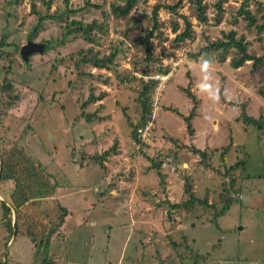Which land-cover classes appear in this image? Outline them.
I'll return each instance as SVG.
<instances>
[{
    "label": "rangeland",
    "instance_id": "rangeland-1",
    "mask_svg": "<svg viewBox=\"0 0 264 264\" xmlns=\"http://www.w3.org/2000/svg\"><path fill=\"white\" fill-rule=\"evenodd\" d=\"M49 1L47 7L43 0H0V49L12 57L10 63L8 57H0V82L9 80L10 96L16 97L9 102L10 98L0 92V157L1 150L15 144L54 181L53 197L69 211L62 226L67 237L54 235L49 245L55 258L63 262L65 251L69 264H264V132L239 118L242 106L246 115L264 120V97L258 92L264 90V66L251 73L250 63H244L236 81L230 66L219 64L220 57L226 61L236 55L235 50L223 52L207 47L232 30L235 37L245 41L248 53H264V30L258 33L237 13L242 0H222L221 12L215 6L216 0H202L205 20L199 21L190 0H182L174 12L160 8L159 25L147 42L150 68L142 76L139 70L145 66L144 44L140 41L151 28L152 7L176 0H138L122 18L113 17L109 6L121 5L123 0H87L97 7L84 8L86 0H66V6L64 0ZM65 7L75 12L65 14L60 21L43 20L36 36L30 38L51 41L53 48L34 53L27 63L22 61L19 47L29 40V30L38 14L62 13ZM244 9L252 14L255 24L263 22L264 0H249ZM180 15L191 23V37L174 43L175 34L183 29ZM70 19L82 23L94 20L101 30L93 28L92 43L71 35L64 39L62 25ZM173 24H177L175 31ZM88 48L97 57L117 50L112 64L118 79L112 68L97 69L88 64L79 69L88 74H78L72 65L80 55L76 51ZM60 56V65L50 69L52 59ZM207 60L218 61L219 65H210L213 70L206 73L201 64ZM162 67H167L165 73L170 72V76L157 103L160 109L154 112L151 144L138 149L140 145L135 146L130 138L128 122L138 121L140 105L136 97L142 81L153 80L147 76L161 73ZM187 73L199 78L211 76V81H206L210 82L207 91L203 90L206 97L197 94L204 104L196 107L190 125L192 134L194 128L197 131V148L205 147V142L222 146L212 156L193 158L188 152L189 134L180 116L186 115L192 105L180 89L187 84ZM101 90L112 91L106 96L109 99L88 105L89 112L95 111L88 121L85 117L77 120L83 98L89 91L96 94ZM222 96L229 101L223 102ZM97 104L102 105L100 109ZM229 139L236 146L227 147ZM114 141L121 149L104 158L103 175L92 161L80 162L79 152L102 153ZM172 141L185 150L175 148ZM157 148L169 153L178 166L173 173L161 168L159 173L172 184L171 200L181 203L179 208L171 209L166 204L165 185L158 183L156 171L149 169L147 157L153 158ZM238 150L245 155L242 177L229 190L228 177L222 172L236 160ZM181 160H189L184 169ZM202 162L210 165L208 170ZM5 182L0 183V200L9 203L13 183ZM105 187L110 188L99 199ZM188 187L189 195L183 192ZM126 190L122 200L112 198L116 191ZM190 196L205 200V204L190 201L182 205ZM226 196L232 197L231 205L212 223V207H220ZM145 233L146 238L142 236ZM31 252L29 240L13 234L7 237L0 226L1 264H28Z\"/></svg>",
    "mask_w": 264,
    "mask_h": 264
},
{
    "label": "trees",
    "instance_id": "trees-1",
    "mask_svg": "<svg viewBox=\"0 0 264 264\" xmlns=\"http://www.w3.org/2000/svg\"><path fill=\"white\" fill-rule=\"evenodd\" d=\"M138 0H123V4L119 5L116 3H112L109 8L110 12L113 14V17L115 18H122L126 16L133 8V6L136 4ZM182 0H176L172 4H165L160 5L159 3L153 5L151 10V28L146 31V33L143 35L141 39V44H144L143 49V55L144 57L142 60L145 62L144 69L139 70L142 75H145L148 73L147 68L149 67V62L151 61V56L149 53V49L147 47V42L149 38L151 37L152 30L156 29L158 27V15L157 12L160 8L168 9L171 12H174L176 8L180 5ZM193 3V6L195 7V18L197 21L199 20H205V17L202 15L203 10V3L202 0H190ZM249 0H242L240 7L238 8L237 13L241 14L243 18L246 20V25L251 26L254 25L257 32H261L264 30V20L260 24H255V19L252 16V14L244 9V7L247 5ZM44 4L48 7L49 0L44 1ZM222 0H216L215 6L217 7V10L221 12V4ZM67 1L64 0V5L66 6ZM86 6H95L92 3H89V1H85L82 8ZM31 10L33 12H36L34 9V6L31 5ZM74 9H69L68 7H65V9L60 12L54 11L50 14L44 13L42 15L38 14L36 23L32 26V28L29 30V40L30 38L36 36L38 27L41 25L43 20L49 19L52 21H60L63 20V16L65 14H71L74 13ZM143 16V15H141ZM180 17L183 20V29L176 33L173 42L177 43L184 39H189L191 37V23L186 19L184 15H180ZM63 29L64 31L61 33V37L66 39L68 36L72 37H78L82 38L83 40L87 42H93L95 36L91 33L93 28H96L97 30H101V28L95 26V21L92 20L90 23H82L81 21L76 20H64L63 23ZM177 28V24H173L172 31H175ZM222 40H217L215 42L209 43L207 47L210 49H213L215 51H226L228 49H234L236 52V55L234 57H231L229 59V64L233 68H237L239 66H242L245 61H249L250 63V69L249 71L251 73L257 71V69L264 66V53L261 55H253L246 51L245 47V41L242 39V37H235L234 31L230 30L227 33H223ZM58 42V41H57ZM62 42V41H61ZM1 43V41H0ZM43 44V53L50 48H53V42L51 41H42L40 42ZM205 50V49H204ZM80 54L76 60H73L72 65L73 68L77 70L78 74H88V73H82L81 70H79L84 65H90L91 67L97 68V69H108L114 68V65L112 64V61L114 57L116 56L117 50H112L111 53H109L107 56H100L97 57L96 54L92 51L91 48L85 49V50H78L76 51ZM92 53V54H91ZM75 54V55H76ZM6 56L8 57L9 63L12 61L11 54L9 52H5L0 49V57ZM72 58V55H70ZM223 56L220 57V60H222ZM63 60V57L53 58L52 62L50 63V69L57 68L58 65H60V62ZM24 63V62H23ZM27 63V62H26ZM167 70V67H162L160 69L161 73H165ZM9 71L8 67L6 68L5 72L7 73ZM114 72V69H113ZM91 74V73H90ZM149 75V74H148ZM89 76V75H88ZM92 76V75H91ZM115 79L117 75L114 72ZM114 80V79H113ZM103 82H106L105 79L102 80ZM111 82V79L108 80V82ZM156 84V80H148V81H142L140 91L137 94L136 101L140 105V115L138 118V121L136 124L131 123L130 121L128 124L131 127L130 132V138L135 142L136 145H140L138 149H140L142 146H146V144H143L139 139L136 137V127L141 126L146 121L148 114L150 112V93L154 90ZM112 88V86H111ZM180 89L184 90L186 95L191 100V107L186 115H180L182 118V121L185 123V130L190 135L192 133L190 120L192 117L196 114L195 108L197 104V100L195 97L188 91L187 87ZM0 92L5 94L9 99V102L14 101L16 98L15 96H10L12 92L11 83L9 80L2 79L0 82ZM259 93H261L264 97V90H258ZM112 91L107 92L105 90H101L100 92L94 94L92 91L88 92V95L83 98L82 102H80V113L77 115L76 119H80L85 117L84 119L86 121L89 120V117L95 113V111L89 112L88 105L93 104L94 102L98 100H105V97L108 95H111ZM152 94V93H151ZM109 99L106 97V100ZM8 106L11 104H7ZM97 108L100 109L102 106L101 104L96 105ZM126 116V115H125ZM239 118L241 122L244 124H251L253 125L256 130H261V132H264V120L262 117L253 118L249 115H246V111H244L243 107L241 106ZM116 141L112 145H110L109 149L104 150L102 153H96L94 154H88L85 155L83 152H79L80 154V162H83L84 160H90L97 166L99 171L104 172V164L103 160L104 158L111 152L116 151V149H121L119 146L116 147ZM175 148H180V146L177 145V143H174L172 141ZM231 145V142L229 140V143L226 145L227 147ZM226 146L223 148V150L226 151ZM236 146V145H235ZM174 148V149H175ZM205 150L207 148H204L202 151L199 149L189 146V151H191L193 154H198L200 157L205 156ZM237 152L242 155L239 156V154H236L235 158L236 160L229 165L227 168L224 169L222 174L226 177H228V188L231 189L232 184L236 182L238 178H241V166L243 165L244 161V153ZM155 154L153 155V158L147 157L150 161L149 169H154L158 176V183L164 184L163 176L161 173H159L160 168V162H162V157L164 155H169V153H161L159 149L154 150ZM207 152V151H206ZM213 152L212 150H208L207 153ZM1 157H0V183L1 182H12L13 187L9 191V203H7L4 199L0 200V226L6 231L7 237H10L11 234H13L14 237L23 236L32 245V252L30 254V262L28 264H69V259L66 256V252L63 251L64 258L63 262L61 258H55L54 252L50 250V243L52 241V237L55 235L61 236V233L63 231V223L65 221L66 216L68 215L69 211L60 204L57 199L53 197L56 185L54 181L50 180V177H47L41 170L40 166L37 163H34L30 157L27 156V154L23 151L22 148L17 147L15 144L10 145L8 148H5L1 150ZM223 154V152H221ZM220 153V156H222ZM174 155V153H172ZM238 155V156H237ZM171 156V155H170ZM172 157V156H171ZM173 159V158H172ZM103 161V162H102ZM174 163V162H173ZM203 168L209 169L210 166L208 163L202 162ZM151 167V168H150ZM182 169V168H181ZM163 170V169H162ZM177 170V168L175 169ZM174 170V171H175ZM173 171V172H174ZM168 173H173L170 171H167ZM218 173V171H216ZM215 172V173H216ZM165 178V177H164ZM102 181V179L100 178ZM184 186H186V183H184ZM110 187H105L99 194V199L102 196V194H106L108 192ZM191 187H188V189H184V193L190 194ZM240 190V189H239ZM126 191H116L115 195L112 197L113 199L122 200L125 194H127ZM230 192V191H229ZM121 197V198H120ZM232 197L226 196V198L222 201V204L220 207H212L213 210L211 212V222L214 221L219 215L223 214L231 205L232 203ZM199 202L201 204H205V200L198 199L190 196L188 198L187 202H184L182 205H186L188 202ZM171 209H176L181 207V203L179 202H173L168 203ZM213 223V222H212ZM215 224V223H214ZM216 225V224H215ZM67 237L65 233H62V237ZM9 242L8 240L6 243ZM58 259V261H57ZM61 260V261H59ZM85 263V262H83ZM1 264V263H0ZM3 264V263H2ZM5 264V263H4Z\"/></svg>",
    "mask_w": 264,
    "mask_h": 264
},
{
    "label": "crops",
    "instance_id": "crops-1",
    "mask_svg": "<svg viewBox=\"0 0 264 264\" xmlns=\"http://www.w3.org/2000/svg\"><path fill=\"white\" fill-rule=\"evenodd\" d=\"M225 59V58H224ZM221 60L220 62H219V64H220V66L221 65H228V66H230V64H229V59H227L226 61L225 60ZM207 61H209L210 63H209V65L206 67L205 66V63H202L201 64V66H202V68L203 69H206V73L208 72V71H211V70H213V67H210V65H213V66H217V65H219L218 64V61H215V60H207ZM247 62H249V61H245L244 63H247ZM244 65H242V66H239V67H237V68H233V67H231L230 66V68L232 69V73L234 74V79H236V81L238 80L237 78H236V76H237V72H239L240 70H241V68L243 67ZM219 71V70H218ZM220 72V71H219ZM222 73V72H221ZM187 75H189V73L187 74ZM186 75V76H187ZM190 77L188 78L187 77V84L185 85V86H180V87H182V88H185V87H187V89H188V91L195 97V99L197 100V104H196V107H197V109H199V107H200V105L201 104H204L203 103V100H202V102H200L199 101V99H198V97H197V94H198V92H200V93H202L203 94V96H205L206 97V93H205V91H203V90H206V88L210 85V82L209 83H207L206 81H211V76L210 75H208V76H205V75H202L201 76V78H199V77H193L192 75H189ZM195 81V82H194ZM165 82V81H164ZM164 82H163V86H162V89H161V91L163 90V88H164V86L166 85V83L164 84ZM246 84H243V86H245ZM175 86V85H174ZM191 86H193V88L191 87ZM220 87V86H219ZM175 88H176V86H175ZM192 89H195L194 91H195V93L192 91ZM207 91V90H206ZM236 91H237V88H236ZM222 101L223 102H225V101H229V99H227L226 97H224V96H222ZM237 102L238 103H242V102H240L239 100H237ZM244 102V101H243ZM231 103H233V102H231ZM224 103H221V105H223ZM242 105V104H241ZM225 107H227V104H225ZM213 109H215L217 112L219 111L217 108H216V106H214V108ZM159 110V109H158ZM195 113H196V108H195ZM194 118H192V120H193ZM192 120H191V122H192ZM214 127H215V122H214V125H213ZM194 128V127H193ZM192 134V133H191ZM188 135V140H187V142L188 143H190L191 145L190 146H193V147H195V148H197L196 147V145H197V143H196V138H197V131L195 130V128H194V133L192 134V135ZM168 137H170V138H173L172 136H170V135H168V134H166ZM230 140V139H229ZM149 143L151 144V139H150V141H149ZM188 143H184L183 142V145H185V146H187V144ZM200 146L202 145V144H199ZM231 147L232 146H235V143H231V145H230ZM220 147H222V146H217V147H214V146H210V145H208L207 144V142H205V147H203V146H201V147H199V148H197V149H199L200 151H202L204 148H207V150H205L204 152H205V154H206V156H212L213 154H211L212 152H209V153H207L208 152V150H212L213 152H217V149H218V151H219V149L221 150V148ZM180 149H183V150H185V147L184 148H180ZM207 151V152H206ZM188 152H190L192 155H194L193 156V158H196V157H198V154H193L191 151H188ZM208 154V155H207ZM217 156H219V155H217ZM193 158H191V159H189L190 161H193ZM189 160H187V161H185V160H181V162L179 163L180 164V166H181V168L182 169H184L185 168V166H187V164H188V162H189ZM177 165V164H176ZM204 170V169H203ZM208 170V169H207ZM205 171V170H204ZM204 171H203V173H204ZM165 180H166V178H165ZM164 180V185H165V189H164V194H165V198H166V200H167V205H168V203H173V202H176V201H172L171 199H173V198H171V196H172V193L170 194V192L172 191V184H170V182H169V179L168 180H166L165 181ZM142 236H144V238H146L147 237V233H145V234H143Z\"/></svg>",
    "mask_w": 264,
    "mask_h": 264
},
{
    "label": "built area",
    "instance_id": "built-area-1",
    "mask_svg": "<svg viewBox=\"0 0 264 264\" xmlns=\"http://www.w3.org/2000/svg\"><path fill=\"white\" fill-rule=\"evenodd\" d=\"M169 75L170 73L166 72L164 74L155 73L152 76H147L150 79L156 80L157 83L155 85V88L152 94L150 95L151 97L150 98V112L148 114V117L143 125L136 127L135 135L139 139V141H141L143 144H147L149 141L150 135L153 131V126H154V121H155L154 112L156 109H160L157 103L160 99L161 89L163 86L162 83L164 82L162 80L168 79ZM161 159H162V162H160V167L165 168L167 171L173 172L177 168V165L173 164V160L170 155H164Z\"/></svg>",
    "mask_w": 264,
    "mask_h": 264
},
{
    "label": "water",
    "instance_id": "water-1",
    "mask_svg": "<svg viewBox=\"0 0 264 264\" xmlns=\"http://www.w3.org/2000/svg\"><path fill=\"white\" fill-rule=\"evenodd\" d=\"M43 44L40 42H35L33 40H27L24 44L19 47V55L22 61L26 62L28 57L34 53H42Z\"/></svg>",
    "mask_w": 264,
    "mask_h": 264
},
{
    "label": "clouds",
    "instance_id": "clouds-1",
    "mask_svg": "<svg viewBox=\"0 0 264 264\" xmlns=\"http://www.w3.org/2000/svg\"><path fill=\"white\" fill-rule=\"evenodd\" d=\"M35 42H37V41H35ZM18 53H19V52H18ZM37 54H38V53H37ZM39 54H40V53H39ZM32 55H33V54H32ZM19 56H20V55H19ZM29 57H30V56H29ZM29 57H28V59H29ZM20 59H21V58H20ZM26 62H27V61H26ZM204 63H205V66L207 67V66L209 65L210 62H209V61H205ZM169 73H170V72H169ZM162 74H164V73H162ZM187 74H188V73H187ZM169 76H170V75H169ZM185 76H186V75H185ZM187 76H188V75H187ZM187 76H186V77H187ZM168 79H169V77H168ZM165 80H167V79H165ZM165 80H164V81H165ZM153 129H154V126H153ZM151 134H152V133H151ZM150 139H151V135H150L149 141H150ZM149 141H148V143L146 144V146L150 144ZM143 148H145V146H144ZM167 155H168V154H167ZM172 160H173V159H172ZM173 164H174V163H173ZM175 165H176V164H175ZM180 167H181V166H180ZM162 169L166 172V169H165V168H162ZM177 169H178V166H177Z\"/></svg>",
    "mask_w": 264,
    "mask_h": 264
}]
</instances>
